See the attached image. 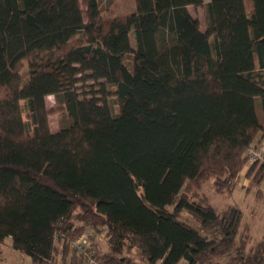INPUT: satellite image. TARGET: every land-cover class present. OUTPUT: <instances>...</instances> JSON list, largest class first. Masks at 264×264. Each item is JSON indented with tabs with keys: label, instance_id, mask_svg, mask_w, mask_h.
Returning a JSON list of instances; mask_svg holds the SVG:
<instances>
[{
	"label": "trees",
	"instance_id": "trees-1",
	"mask_svg": "<svg viewBox=\"0 0 264 264\" xmlns=\"http://www.w3.org/2000/svg\"><path fill=\"white\" fill-rule=\"evenodd\" d=\"M104 1L0 0V243L32 264H84L72 243L88 233L100 264H264L243 211L198 196L264 182L247 155L264 141V0H134L120 16Z\"/></svg>",
	"mask_w": 264,
	"mask_h": 264
},
{
	"label": "rangeland",
	"instance_id": "rangeland-1",
	"mask_svg": "<svg viewBox=\"0 0 264 264\" xmlns=\"http://www.w3.org/2000/svg\"><path fill=\"white\" fill-rule=\"evenodd\" d=\"M82 1L84 5L85 0ZM208 2H210V0H205V3ZM101 8L103 11L111 10L113 12L111 15L113 16L134 14L136 12V4L134 0H115L112 5H108L104 1L101 5ZM84 9H86L85 6ZM189 11L194 18L200 21L202 30H206L204 8L189 7ZM105 15L109 14L105 13ZM133 45L135 46L134 41ZM57 73H59V76L63 77V90L74 87V77L66 66L58 64ZM47 107L51 109L52 112L54 109H56L57 105L54 96L51 95L47 98ZM257 112L260 119L262 120V111L258 105ZM66 120V115L63 111H54L50 115V124L52 130H59L63 125H66ZM245 173L246 170L243 172V174L245 175ZM248 185L249 181L243 176L239 185L232 194L219 193L216 191L211 179L204 183V186L198 192V196L199 198L201 196H207L210 205H212L219 213L231 206L241 209L244 213L245 225L243 234L246 236L245 233H248L249 236H252V239L248 242V246L251 247L256 245L257 242L264 240V182L259 188L251 187L250 190H246L245 187ZM259 189L262 190L261 194L259 193ZM178 218L179 220L185 221L189 225L198 227V223H196L197 221H195V219L186 211L180 213ZM9 241L10 240L7 239L4 243H0V264H32L31 258L19 251L12 249V247L9 245ZM140 264L143 263L140 262Z\"/></svg>",
	"mask_w": 264,
	"mask_h": 264
},
{
	"label": "built area",
	"instance_id": "built-area-1",
	"mask_svg": "<svg viewBox=\"0 0 264 264\" xmlns=\"http://www.w3.org/2000/svg\"><path fill=\"white\" fill-rule=\"evenodd\" d=\"M248 162H264V146H252L247 151ZM102 234L88 233L77 238L72 243L75 253L81 257L84 264H100L97 260L98 248L103 244Z\"/></svg>",
	"mask_w": 264,
	"mask_h": 264
},
{
	"label": "crops",
	"instance_id": "crops-1",
	"mask_svg": "<svg viewBox=\"0 0 264 264\" xmlns=\"http://www.w3.org/2000/svg\"><path fill=\"white\" fill-rule=\"evenodd\" d=\"M56 131H58V130H56ZM262 146H264V141H263V143H262Z\"/></svg>",
	"mask_w": 264,
	"mask_h": 264
}]
</instances>
